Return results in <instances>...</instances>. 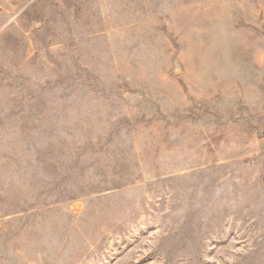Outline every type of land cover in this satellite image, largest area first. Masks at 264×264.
Wrapping results in <instances>:
<instances>
[{"label":"rangeland","instance_id":"obj_1","mask_svg":"<svg viewBox=\"0 0 264 264\" xmlns=\"http://www.w3.org/2000/svg\"><path fill=\"white\" fill-rule=\"evenodd\" d=\"M0 264H264V0H0Z\"/></svg>","mask_w":264,"mask_h":264}]
</instances>
